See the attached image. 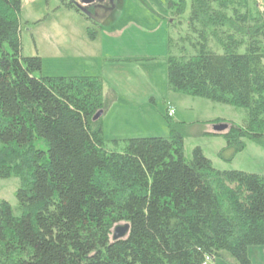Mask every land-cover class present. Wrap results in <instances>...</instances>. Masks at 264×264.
Segmentation results:
<instances>
[{"label": "trees", "instance_id": "16d2710c", "mask_svg": "<svg viewBox=\"0 0 264 264\" xmlns=\"http://www.w3.org/2000/svg\"><path fill=\"white\" fill-rule=\"evenodd\" d=\"M258 1L191 0L184 21V2L167 3L178 20L167 38L170 90L243 112L241 126L212 134L225 141L222 161L245 141L264 149ZM20 12L21 0H0V178L18 179L21 212L0 202V264H250L248 249L264 245V175L217 171L199 148L186 161L183 124L108 149L92 122L104 110L101 78L41 77V59L22 55ZM118 224L128 234L112 242Z\"/></svg>", "mask_w": 264, "mask_h": 264}, {"label": "rangeland", "instance_id": "374dc122", "mask_svg": "<svg viewBox=\"0 0 264 264\" xmlns=\"http://www.w3.org/2000/svg\"><path fill=\"white\" fill-rule=\"evenodd\" d=\"M65 2H77V0H21L20 12V31L19 37L22 46V55L24 57H39L41 59V77L56 78L76 76H87L88 71H94L92 61H87L85 55L93 56L95 49L99 43L94 45L90 52L86 49L88 44L87 30L91 27V21L87 20L83 15L76 13L74 10H68L63 6ZM116 6L114 14L116 15L115 24L132 23L134 27L129 30L126 36L139 35L135 29L136 25H141L145 30L155 29L150 37H145L144 47L149 51L152 48V54L155 57L152 70V80L157 92L163 91L164 84L167 85V67L166 45L161 44V37H166L169 25L177 26V18L171 15L167 8L168 0H110ZM191 0H182L184 2L183 13L180 20L184 21L189 14ZM107 2V0H106ZM141 2L149 5L148 9L154 12L162 19H157L155 26L148 11L143 9H135L133 7L140 5ZM262 3V0L258 1ZM127 4L126 11L120 15L121 7ZM120 6V8H119ZM141 6V5H140ZM139 6V7H140ZM111 12H103V17ZM164 19V20H163ZM107 18H103V25ZM136 24V25H135ZM108 26H104V30ZM184 30V26L181 28ZM94 32V31H93ZM104 32V31H103ZM143 34V33H142ZM54 39L61 42L62 46L69 51L71 58H57ZM105 47H119L116 41H104ZM240 53L243 50L239 51ZM89 54V55H88ZM147 54V53H146ZM121 57V53L115 54ZM109 61V60H107ZM94 62V61H93ZM96 65L95 71L104 75L105 85H110L117 89H122V85H126L132 89H145L144 77L136 71L132 66L119 61L118 63H103L101 70V62ZM143 66V65H141ZM149 76V75H148ZM99 77V76H98ZM103 82V80H102ZM105 90V87H104ZM156 93V104L146 108H120L115 104L104 105L103 114L100 118L101 137L102 140L109 143L108 149H114L110 142L122 141L123 139L136 138H167L169 136L168 126L173 123L174 117L167 118L166 111L175 107L177 114L184 117L186 123L197 122L185 130L183 138V155L186 161L191 159V153L195 148H199L202 154L207 158L217 171H238L257 176L264 175V149L245 141V147L242 151L235 154L229 161H222L218 155L225 148V141L222 137H210L205 135L208 129L216 125H224L216 119H223L227 128L229 125L241 126L243 121V112L234 111L231 107L216 105L210 103L206 99L191 97L183 93L171 91V103L163 100L165 96ZM159 95V96H158ZM173 115V114H172ZM104 126V129H103ZM216 142H220L218 146ZM120 145L116 151H120ZM226 157V155H225ZM226 159H228L226 157ZM20 184L18 179L10 177L7 179L0 178V202H6L11 208L14 217H19V211L15 193ZM121 225V224H118ZM248 258L250 264H264V245L259 247H250L248 249ZM209 264H229L228 259L218 258Z\"/></svg>", "mask_w": 264, "mask_h": 264}, {"label": "crops", "instance_id": "0c3cea01", "mask_svg": "<svg viewBox=\"0 0 264 264\" xmlns=\"http://www.w3.org/2000/svg\"><path fill=\"white\" fill-rule=\"evenodd\" d=\"M102 7L98 9V15L90 17L91 18V27L94 28V37L93 39H88V44L86 46V49H92L94 45L99 43V46L95 49V54L93 56H87L85 55V58L87 61H92L91 64L93 65L94 71H88L87 76H94V77H100L101 80H103L105 90L103 92V98L105 101V105H111L115 104V106L120 107V108H146L148 106L155 105L156 104V98L157 95V88L154 85V82L152 80V68L154 64L153 63L155 60L154 55L152 54V48L146 49L144 47L145 37H150L151 33L155 31V29H149L145 30L141 25L136 26L138 29H135L139 35H136L134 37L132 36H126V34L129 32L134 25L132 23H126V24H115L116 21V15L114 14V10L116 6H114V3L112 1H108L107 5L103 9V3H101ZM141 5V6H140ZM140 5H136L133 7L135 9H143L145 11H150L149 14L153 18V25L155 26L157 19H162L161 17L157 16L154 12H152L150 9H148L149 5H146L145 3L141 2ZM64 6V4H63ZM140 6V7H139ZM65 7V6H64ZM127 4H124L121 9H120V15H123L124 12L126 11ZM66 8V7H65ZM120 8V6H119ZM67 9V8H66ZM69 10V9H68ZM103 12L107 13L111 12L108 16L105 15L103 17ZM107 18L103 25V18ZM164 20V19H163ZM108 26L104 30V26ZM169 25V24H168ZM91 29V28H90ZM104 31V32H103ZM131 31V30H130ZM170 29L167 30L166 32V37H161L160 43L166 45V50H167V38L169 34ZM143 33V34H142ZM116 41L119 43V47H115V49H112L111 47H105L104 46V41ZM55 43V49L57 50V53H55L54 57L55 59L57 58H71L70 55L68 54L69 51H66V48H64L61 44V42H57L54 39ZM95 47V46H94ZM90 52V50H88ZM91 53V52H90ZM117 53H121V57L115 55ZM147 53V54H146ZM109 60V61H107ZM94 61V62H93ZM98 61L101 62V70L103 69V63H118L119 61L126 63V65L132 66L133 71L138 72L144 77V85L145 89H132L126 85H122V89H117L115 87H112L110 85H105L104 81V75L103 77L101 76V72L99 71L98 73L95 71L96 65H99ZM166 61V60H165ZM143 65V66H141ZM75 75L71 77H78L76 76L77 73H73ZM149 75V76H148ZM60 77V76H58ZM161 96H165L163 100H167L169 103H171V90L168 87V84H164L163 91L159 90ZM158 95V96H159ZM175 109L174 113L171 117H174L173 123L177 124H183L185 126V130L189 128L191 125L197 123V122H192V123H186L184 117L181 115L177 114V108L174 102L172 101L171 103ZM168 111V110H167ZM166 111V115H167ZM220 121V123H224L222 121L223 119H216ZM228 125V124H226ZM230 126V125H229ZM104 129V126H103ZM207 136L210 137H220V136H213L212 134H216L213 132V127L211 126L206 133H204ZM125 140V139H123ZM122 140V141H123ZM218 146L220 145V142H216ZM222 148L223 147H219Z\"/></svg>", "mask_w": 264, "mask_h": 264}, {"label": "water", "instance_id": "95a60500", "mask_svg": "<svg viewBox=\"0 0 264 264\" xmlns=\"http://www.w3.org/2000/svg\"><path fill=\"white\" fill-rule=\"evenodd\" d=\"M98 1H101V0H77V3L78 5L86 7V6L93 5L97 3ZM76 7L79 9L78 6ZM82 14H85V12L82 11ZM102 114H103L102 111H99L98 113H96L94 117L92 118V122L98 121L101 118ZM226 130H227V126L225 124L213 126V132L216 134L223 133ZM128 230H129V226L127 224L116 225L112 230L111 241L117 242V241L124 240L128 234Z\"/></svg>", "mask_w": 264, "mask_h": 264}, {"label": "flooded vegetation", "instance_id": "af4514ba", "mask_svg": "<svg viewBox=\"0 0 264 264\" xmlns=\"http://www.w3.org/2000/svg\"><path fill=\"white\" fill-rule=\"evenodd\" d=\"M109 0H101V1H98L97 3L91 5V6H81V5H78L77 2H74L73 4H75L76 6L79 7V9L81 10V12H85V14H87L88 16L90 17H93V16H97L98 15V9L100 7H102L101 3H103V9L105 8V6L107 5Z\"/></svg>", "mask_w": 264, "mask_h": 264}, {"label": "built area", "instance_id": "2783aa9c", "mask_svg": "<svg viewBox=\"0 0 264 264\" xmlns=\"http://www.w3.org/2000/svg\"><path fill=\"white\" fill-rule=\"evenodd\" d=\"M172 114H173L172 110H168V111H167V117L170 118V117L172 116Z\"/></svg>", "mask_w": 264, "mask_h": 264}]
</instances>
